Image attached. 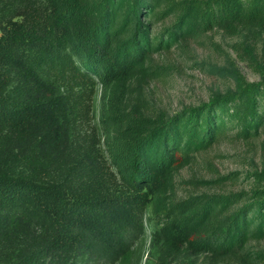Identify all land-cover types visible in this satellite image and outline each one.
Segmentation results:
<instances>
[{
    "label": "trees",
    "instance_id": "16d2710c",
    "mask_svg": "<svg viewBox=\"0 0 264 264\" xmlns=\"http://www.w3.org/2000/svg\"><path fill=\"white\" fill-rule=\"evenodd\" d=\"M17 3L0 17V152L13 165L0 171V264H117L147 236L169 256L264 264V250H249L264 240V167L245 191L169 197L196 155L264 133V77L239 76L171 115L123 106L129 83L181 40L264 30V0ZM109 88L122 95L102 114L101 141L87 126Z\"/></svg>",
    "mask_w": 264,
    "mask_h": 264
},
{
    "label": "rangeland",
    "instance_id": "374dc122",
    "mask_svg": "<svg viewBox=\"0 0 264 264\" xmlns=\"http://www.w3.org/2000/svg\"><path fill=\"white\" fill-rule=\"evenodd\" d=\"M20 0H5L1 19L11 15ZM168 24V23H167ZM1 34V31H0ZM149 74L139 76L129 83L123 98L126 111L135 110L145 117L161 113L171 115L184 106L206 102L214 93L234 90L240 76L248 82L264 77V30L241 29L235 34L214 29L195 37L181 40L168 52L154 55L149 64ZM122 92V91H121ZM122 95L116 90L98 89L94 115L89 129H97L103 140L102 114H108V101ZM113 130V124L110 125ZM9 153L0 152V171L12 168ZM264 167V133L248 141L229 134L212 148L198 154L189 164L174 172L173 192L169 197L181 201L201 194L235 193L248 190L247 174ZM150 229H153L149 215ZM249 250H264V240L251 242ZM117 264H208L204 254H166L160 241L150 236L141 240ZM232 264V263H222Z\"/></svg>",
    "mask_w": 264,
    "mask_h": 264
}]
</instances>
